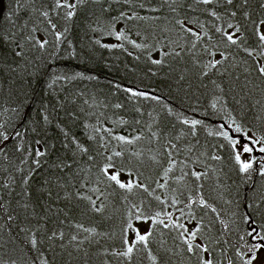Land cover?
<instances>
[{"label":"trees","instance_id":"obj_1","mask_svg":"<svg viewBox=\"0 0 264 264\" xmlns=\"http://www.w3.org/2000/svg\"><path fill=\"white\" fill-rule=\"evenodd\" d=\"M67 2L4 3L0 264H246L244 217L264 233V161L241 172L217 133L235 121L264 138V0ZM110 164L143 187L120 188ZM129 223L151 236L125 257ZM173 223L199 229L193 252Z\"/></svg>","mask_w":264,"mask_h":264},{"label":"snow or ice","instance_id":"obj_2","mask_svg":"<svg viewBox=\"0 0 264 264\" xmlns=\"http://www.w3.org/2000/svg\"><path fill=\"white\" fill-rule=\"evenodd\" d=\"M203 3L208 4L211 2V0H202ZM227 3L231 4L232 0H227ZM57 7H66L69 9H72L75 7L74 4H69L67 2V0H64L63 3H61V0H57L56 3ZM43 15L47 16L48 13L45 12L43 13ZM74 15L73 11H68L67 12V17L71 18ZM233 15H235V13H233ZM261 23H264V21H262ZM53 29L55 28V25H52ZM229 27H231V25H229ZM188 31H191V29H187ZM217 31H220V29H217ZM238 31V29H237ZM193 35H196L195 33H193ZM227 41H229L231 44H236L237 40L239 39L238 37L234 38V33H225ZM61 36V33H56V38L59 40ZM120 38V35H117V39ZM199 38V37H198ZM259 39L261 41H264V34H261L259 36ZM47 43V40H44L43 42H39V46L41 48H43L45 46V44ZM137 47H139L140 45H136ZM153 63H160V61L158 60H154ZM221 63V61L216 60L213 62H210L209 66L210 67H215L217 64ZM259 73L264 76V66L259 67L258 69ZM133 95H145L144 93H133ZM154 99H157L156 97H153ZM185 123H187V121H185ZM192 125L195 126L197 124H200L201 121L199 120H193L191 121ZM235 124V121L232 122V124H221L220 125V131L217 133L219 136L223 137L224 140H226L232 151L234 154V159L236 161V163L239 165V170L243 173H247L249 172V170L253 169V160L255 159L250 158L249 160H243L242 157H244L246 154H251L256 150V146L262 144V140H264V138H256L254 139L252 136L248 135V133L243 132L242 133V129L240 125H236L235 128L232 127V125ZM0 127H2V125H0ZM237 133H241V135H235ZM20 133L17 132L16 136H19ZM0 139L6 141L9 139V137L7 135H5L3 132H0ZM116 139L120 140V141H124L126 143H132V140L126 139L124 136H118L116 137ZM0 151H2V149H0ZM258 151L262 154H264V146L259 147ZM44 153L40 150L36 151V155H43ZM116 155H120V153H116ZM109 159H111V157H109ZM38 163V161H37ZM114 168L113 165H107L103 171L104 173L107 175L108 179H110L111 181H114L120 188L122 189H127L129 191H131L133 189V187H143L142 185L139 184H134L133 181H128V182H124L120 179L121 173L113 171L112 169ZM260 174L264 175V163L260 164ZM193 175H195L197 177V179H199V174L193 173ZM163 186V185H162ZM145 191H147V188H145ZM157 199H159V197H157ZM95 202L93 201V204ZM176 201L173 200V204H175ZM201 206H206V202L201 199L199 201ZM135 207V206H134ZM99 210V209H97ZM213 211H215V209H212ZM160 213H157L156 216L159 217ZM134 218L137 221H141L142 219H151L150 217H144L142 211L139 208L135 209V214H134ZM170 218V216H169ZM9 219H11V217H9ZM245 223L248 224L249 226V230L247 232V235L251 238L252 241H254V243H251L249 246V259L246 261V264H255V262L260 261V257L258 255L259 251L261 249H264V233H262L260 231V228L262 226L257 225L256 221L253 219V217L251 215H246L244 217ZM156 221L153 220V223H155ZM159 223L164 224L165 227H168V224H165L164 220H159ZM172 227L174 228H181L183 229V231L181 232V236H184L185 233L188 234V237L185 239V243L188 246V251L189 252H193L194 251V246L192 244V240H194L196 238V234L197 231H199V229L197 228L196 230H190L188 228H186L183 224H177V223H173ZM128 228L132 229L133 232L135 233L134 235V240L133 241H128L126 240L125 243L128 244L129 246L127 247L126 251L122 252L121 255L128 257L130 256V254L134 251V246L135 243H142V244H147V241L149 239V237L151 236V231L149 230L148 232H141V230L138 227H134L132 223L128 224ZM33 244H35V240L32 241ZM195 247H200L199 245H196ZM204 251L206 252L207 249H204ZM203 264H213L212 260L210 259H205L203 261ZM260 264H264V261H260Z\"/></svg>","mask_w":264,"mask_h":264},{"label":"rangeland","instance_id":"obj_3","mask_svg":"<svg viewBox=\"0 0 264 264\" xmlns=\"http://www.w3.org/2000/svg\"><path fill=\"white\" fill-rule=\"evenodd\" d=\"M262 31H263V33H264V27H263V29H262ZM248 135H250V134H248ZM251 136V135H250ZM253 137V136H252ZM254 138V137H253ZM255 139V138H254ZM259 147H261L260 145H257L256 146V150L253 152V153H251V154H246L244 157H242V159L243 160H249L250 158H260V160L261 161H264V158L263 157H261V153L258 151V149H259ZM120 179L122 180V181H124V182H128L129 180L125 177V176H123V175H121L120 176ZM137 227L141 230V232H147L148 231V228H149V224L148 223H143V224H140V225H137ZM133 236L135 235V233L133 232V234H132ZM258 255H259V257H260V261H264V249H261L260 251H259V253H258ZM260 261H257V262H255V264H260Z\"/></svg>","mask_w":264,"mask_h":264},{"label":"water","instance_id":"obj_4","mask_svg":"<svg viewBox=\"0 0 264 264\" xmlns=\"http://www.w3.org/2000/svg\"><path fill=\"white\" fill-rule=\"evenodd\" d=\"M4 3H5V0H0V19L4 12Z\"/></svg>","mask_w":264,"mask_h":264}]
</instances>
